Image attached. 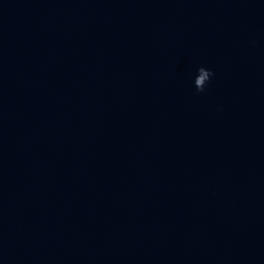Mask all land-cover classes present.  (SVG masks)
Returning a JSON list of instances; mask_svg holds the SVG:
<instances>
[{
  "label": "water",
  "instance_id": "1",
  "mask_svg": "<svg viewBox=\"0 0 264 264\" xmlns=\"http://www.w3.org/2000/svg\"><path fill=\"white\" fill-rule=\"evenodd\" d=\"M0 264H264V0H0Z\"/></svg>",
  "mask_w": 264,
  "mask_h": 264
},
{
  "label": "clouds",
  "instance_id": "2",
  "mask_svg": "<svg viewBox=\"0 0 264 264\" xmlns=\"http://www.w3.org/2000/svg\"><path fill=\"white\" fill-rule=\"evenodd\" d=\"M210 73H211V78H210V80H209V82H208V85L210 84V82H211V80H212V78H213V76H214V72L210 69ZM208 85H206V87L208 86Z\"/></svg>",
  "mask_w": 264,
  "mask_h": 264
}]
</instances>
